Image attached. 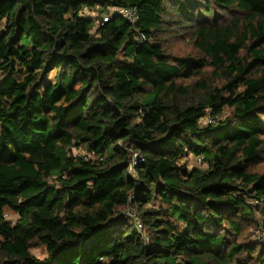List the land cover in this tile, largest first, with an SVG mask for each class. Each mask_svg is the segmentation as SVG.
Listing matches in <instances>:
<instances>
[{"label": "trees", "instance_id": "1", "mask_svg": "<svg viewBox=\"0 0 264 264\" xmlns=\"http://www.w3.org/2000/svg\"><path fill=\"white\" fill-rule=\"evenodd\" d=\"M0 73V264H264V0H0Z\"/></svg>", "mask_w": 264, "mask_h": 264}, {"label": "rangeland", "instance_id": "2", "mask_svg": "<svg viewBox=\"0 0 264 264\" xmlns=\"http://www.w3.org/2000/svg\"><path fill=\"white\" fill-rule=\"evenodd\" d=\"M100 11H102V16H101V18H104V17H106V15H103V14H107V16L108 15H110V16H117V15H120V10H117V9H113V8H106V9H101ZM98 12H99V9H95L94 11H92V12H86V11H84V12H82L81 14H79V18H83V19H88V20H90V21H93V22H96V18H97V14H98ZM100 16L98 15V18H99ZM182 46L184 47V48H186V44L185 43H183L182 44ZM189 49H187V51H188ZM227 112L224 114V116H227ZM72 155L73 156H79V157H82V156H85L86 155V153L85 152H83V151H81L80 149H73L72 150ZM187 164H188V166L189 167H191V166H198L197 164H196V160L194 159V160H192V159H188L187 160ZM202 168H203V166H202ZM261 168L264 170V159H263V162H262V165H261ZM6 218H7V220H9V222H12L13 223V220H15V217H14V215H6ZM256 236H257V234H253L252 235V240L253 241H261L260 239L259 240H257L256 239ZM31 253L35 256V257H37V258H43L44 257V254H43V250L42 249H36V250H33V251H31Z\"/></svg>", "mask_w": 264, "mask_h": 264}, {"label": "built area", "instance_id": "3", "mask_svg": "<svg viewBox=\"0 0 264 264\" xmlns=\"http://www.w3.org/2000/svg\"><path fill=\"white\" fill-rule=\"evenodd\" d=\"M120 16L130 25H135L137 23V20H138V12H137V9H135V8H126V9L120 10ZM105 20H107L106 17L102 18V21H105ZM137 39L143 40L144 36L142 34H140ZM0 75H1V73H0ZM216 119L217 118L211 117L209 114H207V116L200 121L199 125L205 126L208 124H214ZM138 162H141V158L139 155L135 154L133 156V163L130 165L129 170L132 169V165L134 166ZM196 164L198 166L205 167V164L202 161V159H196ZM125 216H126V218H128L130 220H134V217H135L133 214V211L130 209L126 211ZM134 224H135V228L137 230H140V226L135 222H134Z\"/></svg>", "mask_w": 264, "mask_h": 264}, {"label": "crops", "instance_id": "4", "mask_svg": "<svg viewBox=\"0 0 264 264\" xmlns=\"http://www.w3.org/2000/svg\"><path fill=\"white\" fill-rule=\"evenodd\" d=\"M110 16V15H109ZM106 18L108 19V16H106Z\"/></svg>", "mask_w": 264, "mask_h": 264}]
</instances>
